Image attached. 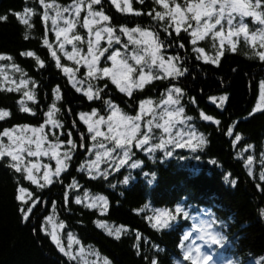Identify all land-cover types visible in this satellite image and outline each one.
<instances>
[{"label":"snow or ice","instance_id":"1","mask_svg":"<svg viewBox=\"0 0 264 264\" xmlns=\"http://www.w3.org/2000/svg\"><path fill=\"white\" fill-rule=\"evenodd\" d=\"M28 2L29 0H25L26 4ZM134 3L141 5V8H135ZM108 4L119 13L141 19L147 17L148 23H136L132 26L112 24V17L105 8L104 0H71L67 5L48 4L45 0H39V5L45 10L42 21L50 20L51 28L48 31L55 36V42L47 35L42 40L54 67L64 74L67 83L76 92H82L88 102H99L101 107H92L90 111L76 114L79 121L86 126L85 132H79L76 120L72 121V128L79 132L77 144L72 131L65 133V123L57 118L61 113L57 102L63 99L61 86L57 84L51 89L52 103L48 110L43 112L42 123L14 124L0 131V164L14 174V198L19 202L18 212L23 222L30 221L34 209L41 201V195L31 186H35L42 194L48 185L57 180L63 184L61 174L68 170L78 148H83L89 154L94 153L95 159L89 155L78 166L77 171L87 172L91 179L107 181L114 172L119 173L124 167L130 170L143 168L144 162L136 159V150L145 153L148 159L155 163L158 152L162 153L160 160L164 162L175 155L176 149H188L197 153L207 147L208 136L198 130L194 123L196 118L187 114L185 97L189 106L197 104V101L195 97L187 96V92L179 84L181 78L186 77L190 71L185 66V57L179 54L180 49L191 46L197 61L203 60L205 63L218 65L226 52L237 51L238 41L242 37L245 44L252 46L258 60L264 62V0H152L153 6L147 11L143 10L145 0H108ZM48 9L55 10L54 18L50 16ZM12 15L27 29H31L33 24L30 20L40 13L36 8L25 6ZM246 18L252 20V27L246 22ZM7 20V14L0 15V22ZM60 21L63 22V27L60 26ZM82 30L85 32L83 35L79 34ZM24 38H29L27 33ZM208 38L213 42L212 55L207 54L205 48L198 46V42ZM185 40L188 44L184 43ZM257 43L261 50H257ZM66 45L71 46V51L67 50ZM173 47L176 54H169ZM20 55L34 58L39 69L47 67L46 61L34 51H24ZM62 60L73 61L76 67L65 66ZM0 61L11 62L9 65L0 64V91L22 93V98L16 101L19 111L32 116L38 115L37 110L26 103L31 101L38 104V82L15 63L11 54L0 52ZM6 67L20 73L18 81L5 74ZM80 72H83V78H78ZM85 80L88 82L86 90L81 87ZM157 82H166L159 100L152 97L136 99V92L143 93ZM109 85L133 101L127 105L131 112L119 107L108 92ZM257 87L258 99L249 116L257 112L264 113V79L258 82ZM227 98V94L218 98L221 106ZM68 112L71 114V108ZM11 116L9 108L0 107V121L6 122ZM199 117L204 121L214 119L203 111L199 112ZM215 123L219 124L220 121L216 120ZM57 130H60L59 133ZM228 134L235 135L232 142L234 146L242 138L240 134L234 133L232 128H229ZM65 135L67 139H64ZM46 142L47 147H44ZM261 151L264 153V145ZM41 156L54 160V169L47 163L41 164ZM194 158L199 159V156ZM253 160L254 157L248 155L246 166ZM102 162H105L107 167L101 169ZM212 163L216 164L217 161L212 160ZM143 175L148 184L157 179L155 172H144ZM248 175H254L250 167ZM229 176L230 174L225 175L226 182L229 181ZM134 179L129 171L117 184L127 185ZM259 180L264 181V167L261 169ZM25 182L28 186H25ZM230 182L233 187L237 184L236 180ZM117 184H110V187L116 188ZM257 187L264 194V185L257 184ZM79 188V183L73 177L64 191L66 209L70 210L69 205L74 202L88 209H97L102 215L107 213L109 200L104 195H90L85 190L83 196L76 195L72 200L70 190ZM145 210L152 213L145 219L156 231L178 227L177 221L180 217L190 215L180 203L173 209H153L145 203L140 209L132 211L140 213ZM56 211L57 202L52 201V214L43 217L38 231L50 239L69 264H89L82 259L83 247H73V244L79 245L81 242L72 233H68L67 246L63 243L57 229H64L66 225L63 220L58 224L55 222ZM259 214L264 219V208L259 209ZM93 223L104 229L107 235L120 239L122 228L113 230L100 220H94ZM191 228L194 232L182 231L177 244L182 259L173 260V264H216L214 247L223 248L228 242L223 224L218 225L217 220L210 215L208 220L197 221ZM36 233L37 229L34 227L33 234ZM136 236L137 239L142 238L139 232ZM143 239L147 242V238ZM197 240L200 243L195 242ZM133 248L136 249L137 255H141L137 244H133ZM152 248L157 253L163 251L156 244H152ZM88 249L90 256L100 258V253L92 251L91 245ZM102 264H112V261L103 257ZM145 264H159L157 255L153 254L150 258L145 256ZM227 264L234 262L228 261Z\"/></svg>","mask_w":264,"mask_h":264},{"label":"trees","instance_id":"2","mask_svg":"<svg viewBox=\"0 0 264 264\" xmlns=\"http://www.w3.org/2000/svg\"><path fill=\"white\" fill-rule=\"evenodd\" d=\"M45 2L67 5L71 0ZM104 3L112 17L111 23L116 26L148 23L147 17L141 19L122 14L110 6L108 0H104ZM25 6L36 8L40 13L30 20L33 24L31 29H27L12 15ZM133 6L141 8V5L136 3ZM152 6V0H145L143 10L147 11ZM44 11L43 6L39 5V0H29L27 4L25 0H0V15H8L6 22H0V52L11 54L15 63L39 84L38 104L26 101L27 106L37 110L36 116L19 111L16 101L22 98V93L0 91V107L9 108L12 112L10 119L6 122L0 121V131L14 124L42 123L43 112L47 111L52 103L51 89L59 84L63 99L57 102V107L61 109L57 118L65 123L63 131L66 133L71 130L73 138L79 144V132H85L86 126L79 121L76 114L90 111L92 107L100 108L101 105L99 102H88L82 92H76L67 83L64 74L54 67L50 54L42 43L46 35L51 39L48 21H42ZM26 33L28 39L24 38ZM184 43L188 44V41L185 40ZM198 46L205 48L207 54H214L213 42L209 38L198 42ZM29 50L36 52L46 61L45 69H39L34 58L20 55L21 52ZM169 54H176L175 47ZM179 54L185 57V66L190 70L186 77L181 78L179 84L185 89L187 96L195 97L197 101V104L189 106L185 97L187 114L196 118V127L208 136L207 147L197 153L188 149H176L175 155L164 162L160 160L162 153L158 152L155 163L149 160L145 153L136 150V159L144 162L143 168L130 170L124 167L119 173L114 172L107 181L94 180L87 172L77 171L78 166L89 155L95 159L94 153L89 154L83 148H78L68 170L61 174L63 184L57 180L48 185L42 194L35 186H31L41 195V201L34 209L29 222H23L18 212L19 202L14 198V174L0 164V264H69L50 239L38 231L43 217L52 214V201L57 202L55 222L63 220L66 225L61 229L62 234L72 233L82 245L87 248L91 245L92 251H98L101 257H107L112 264H145V256L150 258L153 254L157 255L159 264H173V260L182 259L177 247L182 231L194 232L191 226L197 221L208 220L210 215L217 220L218 225L223 224L224 234L228 237V242L223 248L215 246L213 249L214 258L219 264H227L228 261H233L234 264H264V219L259 214V209L264 208V194L257 187V184L264 185V181L259 180L261 169L264 167V153L261 151L264 145V113L257 112L249 116L258 99V82L264 79V62L258 60L253 48L243 40L238 41L237 51L226 52L218 65L208 64L203 60L197 61L191 46L180 49ZM62 62L64 63V60ZM10 63L0 61V64ZM72 67H75V64ZM5 74L17 81L20 78V73L13 72L10 67H6ZM78 78H83V72L78 74ZM165 83L157 82L143 93L136 92V99L152 97L159 100ZM81 87L87 89V80ZM108 92L120 108L127 112L132 111L127 107L133 103L132 100L118 93L112 85H109ZM224 94H227L228 98L221 106L218 98ZM69 108L72 110L71 114L68 112ZM200 111L212 116L213 121L200 118ZM73 120H76L79 132L72 128ZM216 120L220 123H215ZM229 128L242 137L235 146L232 143L235 135L228 134ZM59 131L57 130L58 133ZM64 139H67L66 135ZM249 145L253 147L249 148ZM248 155H252L254 160L246 166ZM194 156H199V159ZM212 160L217 163L213 164ZM102 163L101 169L107 167L105 162ZM249 167L254 175H248ZM129 171L135 179L127 185L117 184ZM144 172H155L157 179L148 184ZM226 174H230L228 182L224 179ZM73 177L80 188L70 190V198L74 200L76 195L83 196L85 190L90 195H104L109 200L107 213L102 215L97 209H88L74 202L70 203V210L66 209L64 191ZM231 180L237 181L235 187L232 186ZM110 184H117V187L112 188ZM25 186H28L27 182ZM145 203L153 209H173L180 203L190 215L181 216L177 221L178 227L156 231L145 219L152 215L151 212L132 211L140 209ZM94 220L106 223L113 230L122 228L120 239L107 235L104 229L93 223ZM34 227L37 229L36 234H33ZM137 232L141 234V239H137ZM143 238H147V242ZM133 244L139 246L141 255H137ZM152 244L158 245L163 251L157 253Z\"/></svg>","mask_w":264,"mask_h":264},{"label":"rangeland","instance_id":"3","mask_svg":"<svg viewBox=\"0 0 264 264\" xmlns=\"http://www.w3.org/2000/svg\"><path fill=\"white\" fill-rule=\"evenodd\" d=\"M48 11H49L51 17L54 18L56 16L55 10L48 9ZM246 22L249 24L250 27H252L253 22H252L251 19L246 18ZM48 26H49V29H50L51 28V22H50V20H48ZM60 26H62V27L64 26L62 21H60ZM253 30H255V28H253ZM79 34H82L83 35V34H85V32L82 30ZM209 39L211 40V38H209ZM50 40L52 42H55L54 33H51V39ZM240 40H243V38L241 37ZM102 43H106V42L102 41ZM256 47H257V50H261L258 47V43H257V46ZM66 48H67V50L71 51V46L70 45H66ZM251 48H252V46H251ZM60 55L62 56V54H60ZM64 64H65V66L72 67V65L75 64V63L73 61L64 60ZM75 67H76V65H75ZM44 147H47V142L45 143ZM33 148H34V145H33ZM61 151H63V149H61ZM32 159L35 160L36 158H32ZM39 161H40L41 164H44V163L49 164L50 168H52V169H54V167H55V161L54 160H51L49 157L41 156L39 158ZM51 161H53V165L51 164ZM102 166H103V163L100 164V168ZM40 175H42V171H41ZM48 227H49V230H51V225H49ZM57 231L60 233L59 229H57ZM67 237H64V239H63V242H64L65 246H67V243H68ZM197 243H200V242L197 241ZM73 247L74 248H81L82 246L80 244L79 245L73 244ZM82 259L88 261L89 264H102V261H103V259H100V258L98 259L94 255H91L90 256L89 255V251H87L85 249H84V256L82 257Z\"/></svg>","mask_w":264,"mask_h":264}]
</instances>
